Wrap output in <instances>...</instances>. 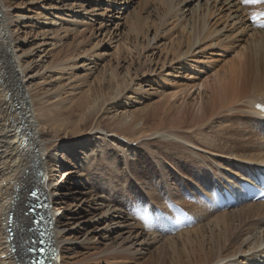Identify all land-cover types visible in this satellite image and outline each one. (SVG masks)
Wrapping results in <instances>:
<instances>
[{"label": "bare ground", "instance_id": "6f19581e", "mask_svg": "<svg viewBox=\"0 0 264 264\" xmlns=\"http://www.w3.org/2000/svg\"><path fill=\"white\" fill-rule=\"evenodd\" d=\"M156 1L160 5L164 4L165 9H168L167 18L173 16L182 18L186 11L182 9L184 4L187 5L196 0ZM200 1L197 0V4L192 9L190 8L189 18L183 19L187 26L186 30L189 32V41L182 56L191 54L194 48L204 42H210L214 48L224 46L223 41L218 39L220 34L215 23H210L215 14L213 10L215 8L225 11L234 20L245 23V31L249 33L245 47L246 53L243 54V60L237 62V65L232 67L231 64L230 69L222 70L220 73L218 72L219 74L216 73L218 79L221 74L222 77L218 81V97L212 105L211 113L206 117V126H201L202 128L196 129L190 134L178 133L172 131L173 129L159 131V128H154L149 130V132L151 131L149 137H153L151 142L158 143L157 139L161 138L165 142L158 143V145L164 146V151H170L169 154L165 152V156L157 157L152 150L140 149L149 147V142L142 141L139 144L141 146L138 145L135 149L130 147L127 134L138 135L137 133L142 129H137V118L125 123L124 120L114 124L108 123L112 125L111 130L102 128L99 114L103 110L105 111L102 108L105 107L106 100H101L98 108L89 115L85 112L77 120L72 121L73 111L67 106V103H63L62 99H58L56 103L45 105L37 95L33 96L34 98L32 95L30 97L24 84L28 78H32L30 76L31 63L17 56L18 54L16 55L14 50L16 39L12 38L10 30L13 19L20 18L23 23L26 16L7 12L8 7L4 0H0V264H31V258L36 256V254L28 252L31 248H38V245L32 242L34 239L36 242L38 237L37 231L32 230L34 214L29 213V208L31 203L36 204L38 201L45 203L42 209H37V212H41L44 216V228L49 242L60 252V257H56L51 264L63 263L62 258L64 257H61V251L64 250V245L74 243H72L74 238L69 237V230L74 229L71 226L75 222L79 224V229L74 235H82L84 226L87 227L83 240H80L82 236L75 237L80 240L77 247L82 248L88 244L92 246L93 242L96 243L100 239L103 241L104 248L102 247V250L105 255L103 257L113 261L117 259L119 260L117 263L120 264L123 262V258L137 257L147 253L151 258V264H165L171 257L178 258L181 254L195 256L197 248L199 253L196 254L198 256V259H195L196 264L198 261L199 264H263L264 202H249L237 208L210 212L198 200V202H194V206L191 205L192 208H187L191 215V222L195 223L194 228L183 229L169 236L156 234L164 231V228L148 229L146 225L148 213L142 212L145 210L144 208L137 209L131 205L132 207L128 210L127 207L133 203V199L129 197L131 192L110 186L121 181L127 169L134 172L136 179L142 181L140 177L142 165L146 166L150 163L148 159H145L144 154L147 157L151 155L153 158L154 156L158 158H154V161L158 163L160 173L169 179V181L165 180L167 185L165 191H161L157 186H145L143 183L142 194L145 196L146 193L149 196L148 201H158V204L161 202L159 201L160 197L162 201L166 200L167 204L169 202L176 203V200L180 201V195L184 190H189L188 188L191 186L195 189L202 185L204 186L203 192H205L210 184H212L211 188L218 185L224 186L225 183L234 185L239 180H244L245 177L263 172L264 27H254L249 22V16L263 9L264 2L253 6H242L237 0H205L203 4L199 5ZM52 2L54 4L51 5V10L55 9L58 15L62 14V18H56L55 12L41 11L28 17V20L32 18L36 24L45 21V24L43 23L44 25L38 30L42 31L44 37L50 35L48 39L52 42L51 46H54L58 35L54 33L58 31L56 24L58 23L59 26L66 21V25L73 22L72 25L77 26V21H73L70 16L81 17L84 11L83 4H90V0H53ZM208 4H213V6L209 7ZM95 7L92 6L86 10L85 15L94 14ZM187 10L189 11V8ZM131 16L128 21L132 25L134 24L131 29L136 31L139 19L134 17V21H131ZM164 17V15L161 17L160 23ZM156 35L154 34L149 39L148 44L156 40ZM231 36L233 38V35ZM17 40H21V38H17ZM76 58L71 56L66 61L69 64H64V67L59 63L60 67L62 66L59 70L67 71L75 68ZM93 58V54L85 56V63L94 64L96 59ZM57 65L56 63L51 67L57 69L59 67ZM92 70L93 66L87 70L85 68V71ZM115 91L120 95L117 87ZM58 95L52 92L50 99L59 98ZM93 102L94 99L85 101V104L80 106V112L89 108V104ZM83 115H85V119ZM68 122H79V128L85 137H82L81 134H76L72 140H63L61 136L59 137L62 133L67 132ZM248 124H251L252 128L247 126ZM120 137L125 138L124 140L127 142H124ZM193 139L198 140L201 144ZM78 144L82 147L81 154L75 151ZM104 148L107 150L104 151ZM178 149L182 150L181 159L173 156L174 152L172 151ZM203 150L214 152L222 157L219 160L208 157L211 164L205 165L206 154L200 153ZM60 151L62 152L61 156L57 154ZM185 152L187 156L183 154ZM164 158H172L174 162L175 159L180 160V163H175V165L180 166L179 172L186 178L183 179L180 174L178 176L176 173H170L172 168L167 165ZM119 159L123 164L122 168L117 167L116 163ZM231 162L233 164L230 166L234 167L239 175L233 173L231 169L228 170L226 164ZM61 164L63 166L70 164L72 170L63 175L65 176L63 182L58 183L50 177L57 167L62 166ZM129 164L134 167H129ZM99 166L104 169H100ZM186 168L189 169L188 173L183 172ZM227 172L235 176H229ZM198 177L203 179L199 185L197 184ZM179 179L185 181V184L183 182L182 184ZM171 180L181 184V193L173 189ZM59 185L61 186L59 187ZM35 190L37 191L36 199L31 196V192ZM145 190L148 191L145 192ZM196 193L193 194L197 198ZM113 195L125 196L128 201L127 206L115 202ZM73 201H79V203L71 205ZM84 203L85 212L84 209L78 212L74 210L70 215L74 216L73 218L76 217L75 214L79 216L71 221L68 216L69 206L80 208ZM54 204H58L59 207H53ZM89 207L92 208L89 209ZM161 209V207H154L152 211L161 212L163 211ZM88 210L97 212L98 219L94 220L95 216L90 215ZM165 210L167 211V208ZM64 211L68 214H64ZM10 213L13 214L10 227L13 232L11 240L8 239L6 231L9 227L8 215ZM125 226L132 228L135 234H129L122 238V241L117 243L118 245L110 244L109 234L111 231L114 228H124ZM152 245L156 248L153 251H148V247ZM245 253L252 255L241 258L240 256ZM259 259L263 261H259ZM50 260L51 258L48 256L47 261ZM114 263L116 262L114 261Z\"/></svg>", "mask_w": 264, "mask_h": 264}, {"label": "rangeland", "instance_id": "374dc122", "mask_svg": "<svg viewBox=\"0 0 264 264\" xmlns=\"http://www.w3.org/2000/svg\"><path fill=\"white\" fill-rule=\"evenodd\" d=\"M52 1L4 0L5 5L8 7L7 12L13 15L24 14L26 16L23 23L20 18L13 19L10 30L12 31V38L16 39L14 42L16 55L18 54L17 56L31 63L30 76L32 78H28L27 82H25L26 84H24L29 96L31 97L32 95L33 97L37 95L38 99H42L45 105L56 103L58 99H62L63 103H67V106L73 111L72 121L77 120L85 112L89 115L98 108V105L102 102L101 100H106L105 107L102 108L105 111L103 110L99 114L102 128L111 130L112 125L109 124H114L120 120H124V123L130 122V120L132 121L134 118H137V129H142L137 133L138 135L127 134L130 140V147L135 149L140 142H149V147L140 149L152 150L153 154L157 157L166 155L164 153L167 150L164 151V146L158 145V143L165 142V140L160 138L157 139L158 143H152L153 137H149L151 133L149 130L154 128H159V131L162 129L166 131L173 129L172 131L178 133L190 134L196 129L202 128L201 126H206V117L211 113L212 105L218 97V81H220L222 74L219 79L217 74L222 70H227L231 66L237 65V62L239 63L241 59L243 60V54L246 53L245 47L249 33L245 31V23H240V21L234 20L233 17H229L225 11H219L215 8L213 9L215 14L211 18L210 23H215L217 31L220 34L218 39L223 41L224 46L214 48L210 42H204L198 45L197 48H194L191 54H187L185 57L182 56L183 52L187 49L189 41V32L186 30L187 26H185L186 24L183 19L185 17L189 18L190 8L192 9L197 4V0L193 3L182 5V9L186 10L182 18L174 16L167 18L168 9H165V5H160L156 0H90V4H83L84 11L81 17L74 18L72 15L70 16L73 21H77V26L72 25L73 22H69L66 25V21L62 22L59 26L58 23L56 24L58 31L54 33L58 35L54 41V46H51L52 42L48 39L50 35L44 37L42 36V31L39 32L38 30V28L45 24V21L36 24L34 19L28 20V17L41 11L55 12L54 14L56 15L57 11L55 9L51 10V5L54 4ZM204 2L205 0H201L199 5ZM210 4H208L209 7L213 6V4ZM92 6H96L94 8L96 12L85 15L84 12ZM188 8L189 11L187 10ZM90 15L92 16L89 17ZM163 15L165 16L163 18L164 22L160 23ZM130 16L131 21H134V17L139 19L136 31L131 29L134 27V24L132 25L128 21ZM55 17L62 18V14H57ZM25 22L27 23L25 24ZM115 25L117 26L116 29ZM154 34H157L156 40L148 44L149 39ZM231 35H233V38H231ZM17 38H21V40H17ZM227 40L230 41L228 42ZM16 46L17 49H15ZM92 54L96 60L94 64L89 65L88 63L90 62L85 63V56ZM71 56L77 57L75 60L76 67L67 71L59 70L62 66L64 67V64H69L66 61ZM56 63L59 67L53 69L51 66H55ZM59 63L62 65L61 67ZM92 66V71H85V68L87 70ZM116 87L120 95L119 93L116 94ZM52 92L59 94V98L50 99ZM92 99H94V102L89 104L90 106L88 105L89 108L80 112V106L84 105L85 101H92ZM83 117L85 119V115ZM66 126L67 132L59 135L63 140H72L76 137V134H81L83 135L82 137H85V134H82L79 128V122H68ZM247 126L252 128L251 124ZM19 131L21 132V129ZM120 138L124 142H127L124 140L125 138ZM193 141L197 142L198 140L193 139ZM256 141L258 142V139ZM197 143L201 144L199 141ZM179 144L183 146L181 143ZM106 150L104 148V151ZM75 151L81 154L82 147L79 144L76 145ZM203 151L200 153L206 154L207 162L205 165L211 164L208 157L216 160L222 157L211 151ZM172 152H174L173 156L181 159L182 150L178 149ZM166 153L169 154L170 151ZM57 154L61 156L62 152L60 151ZM183 154L187 156L186 152ZM144 156L150 163L146 166L143 164L142 169L140 168L142 181L136 179L134 172H130L127 169L121 181L110 185L122 188L125 192H131L129 197L133 199V203L127 207L128 210L133 205L137 209L144 208V211L149 214L150 210H147L149 207H161L163 210L167 208L168 211L166 205H172L177 208L183 207L188 212L187 208H192L191 205H194L191 202H187L184 198V192L191 193V196L197 192L195 194L197 198L194 194L192 197L195 198V202H198V197L201 194L198 192V189L202 191L204 188L199 183L203 182V179L198 177L199 181H197V184L199 186L195 189L191 186L188 188L189 190H184L183 195L181 194L179 197L181 200H176V203L169 202L167 204L166 200L162 201L161 197L159 200L161 201L160 204H158V201H148L149 196L146 193L144 196L141 191L143 183L145 186H157L161 191H165L167 188L165 180L169 181V179L160 173L158 163L154 161L155 156L154 158L151 155L147 157L144 154ZM164 159L167 161V165L172 168L170 173H176L179 176L181 168L180 166H176L175 163H180V160L175 159L174 162L172 158ZM116 164L118 168L123 167L120 159ZM230 164L233 163L226 164L228 170L231 169L233 173L239 175V172L230 166ZM129 167L132 168L134 166L129 164ZM187 167L192 168L190 166ZM99 168L104 169L102 166H99ZM71 170L70 164L59 166L51 173L52 176L50 178L55 182L61 183L65 180V176L63 175ZM183 172L188 173L189 169L186 168ZM227 174L235 176L230 174V172H227ZM181 177L183 179L186 178L183 175ZM180 181L181 183L183 182L182 180ZM170 183L174 190L182 192L179 182L171 180ZM208 186L211 188L212 184ZM209 187L208 189L210 190ZM147 191L145 190V192ZM113 199L119 205L124 204L127 206L128 204L125 196L113 195ZM78 203L79 201H73L71 205ZM199 203L202 204L200 200ZM57 205L54 204L53 207H59ZM82 209L85 212V203L80 208L69 206L70 212L68 216L71 218V221H74L79 215L75 214L76 217L73 218L74 216L70 214H73L74 210L78 212L82 211ZM63 213L68 214L66 211ZM88 213L95 216L94 220L98 219V216H96L97 212L88 210ZM78 226L79 224L75 222L71 226L74 229L69 230V237L74 238L72 241L74 243L64 245L65 248L61 251V257H64L62 258V264H120L117 263L119 261L117 259L114 260L116 262L114 263L112 259L103 257L105 256L102 250L103 241H100V239L96 243L93 242V247L89 244L82 246V248L77 247L78 242L82 238H85L87 228L84 226L82 235H74L76 230L79 229ZM193 228L194 226L188 229ZM129 234H135V231L129 226L114 228L109 234V243L117 244L119 241H122V238L129 236ZM76 236L82 237L79 240L75 238ZM155 248L152 245L148 247V251H153ZM59 253L57 257H60ZM198 253L197 248L195 256L192 254H181L180 258L176 256L171 257L165 264H196L195 262L198 259L196 254ZM248 255L252 254L245 253L240 257L245 258ZM130 258H123L124 260L121 264H151L149 253ZM263 260L259 259V261Z\"/></svg>", "mask_w": 264, "mask_h": 264}, {"label": "snow or ice", "instance_id": "6c2138e0", "mask_svg": "<svg viewBox=\"0 0 264 264\" xmlns=\"http://www.w3.org/2000/svg\"><path fill=\"white\" fill-rule=\"evenodd\" d=\"M245 3H260L264 2V0H244ZM264 27V25H262Z\"/></svg>", "mask_w": 264, "mask_h": 264}, {"label": "water", "instance_id": "95a60500", "mask_svg": "<svg viewBox=\"0 0 264 264\" xmlns=\"http://www.w3.org/2000/svg\"><path fill=\"white\" fill-rule=\"evenodd\" d=\"M37 255H38V254H36V256L34 257V259H35V260H37V259L40 260V257L37 258ZM42 256H43V254L41 255V257H42ZM37 264H40V261H39ZM42 264H43V261H42Z\"/></svg>", "mask_w": 264, "mask_h": 264}]
</instances>
